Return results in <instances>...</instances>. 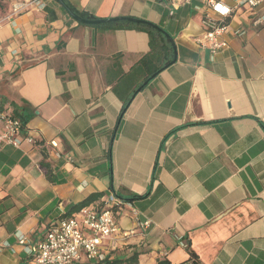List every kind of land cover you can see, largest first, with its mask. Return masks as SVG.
Instances as JSON below:
<instances>
[{
	"label": "crops",
	"instance_id": "crops-1",
	"mask_svg": "<svg viewBox=\"0 0 264 264\" xmlns=\"http://www.w3.org/2000/svg\"><path fill=\"white\" fill-rule=\"evenodd\" d=\"M22 1L0 0V111L36 143L0 145V264H27L54 224L115 191L122 228L151 226L107 241L109 259L180 264L192 250L197 264H264V23H252L264 2L233 11L211 58L195 41L214 15L205 0H68L163 28L177 48L163 65L145 24L81 23L57 0L11 15Z\"/></svg>",
	"mask_w": 264,
	"mask_h": 264
},
{
	"label": "built area",
	"instance_id": "built-area-1",
	"mask_svg": "<svg viewBox=\"0 0 264 264\" xmlns=\"http://www.w3.org/2000/svg\"><path fill=\"white\" fill-rule=\"evenodd\" d=\"M15 2L11 15L26 10L32 2ZM212 14H207L202 24L204 30L195 41L204 49H208L211 58L228 47L225 38L229 29L228 19L238 7L254 8L264 0H205ZM229 1L231 3H229ZM252 23L260 26L264 23V15L254 18ZM237 35L244 31L237 30ZM24 143L35 144V138L30 135L22 120L8 111H0V145L9 144L20 147ZM123 204L115 193H112L104 205H90L79 212L66 217L54 224L45 235L31 247V260L27 264H95L105 261L107 257L104 244L108 241L111 247H116L119 240H128L144 234L151 226L150 220L137 223L135 228H122L118 222V214ZM26 236H20L19 242L25 244Z\"/></svg>",
	"mask_w": 264,
	"mask_h": 264
},
{
	"label": "trees",
	"instance_id": "trees-1",
	"mask_svg": "<svg viewBox=\"0 0 264 264\" xmlns=\"http://www.w3.org/2000/svg\"><path fill=\"white\" fill-rule=\"evenodd\" d=\"M65 1L80 16H82L84 18H91V19L94 18L92 16H87V15H85L83 13H79L77 10H75V8H73V6H71V4H70V2L68 0H65ZM112 26L117 28V27L122 26V24H120V23H113ZM140 27L149 34L150 39H151V42L152 41L154 42V40L157 37H159L162 40V42H164V44H166V48L163 47V46L161 47V52L163 51L166 54L165 55V62H164L163 65L169 63L172 60V58H173V48H172V45L170 44L169 40L164 36L163 33H161L160 31H158L157 29H155V28H153V27H151L149 25H141ZM147 61H148L147 57H144L141 60V63H143V64L145 63L146 64ZM163 65H161L159 68H161ZM156 71H157V69L154 70L152 73H154ZM152 73H150V74H152ZM14 110L16 111L15 114L16 115H19V113L17 111V108H15ZM21 120H23V117L22 116H21ZM115 194L119 198H122V196L118 192L115 191ZM98 196H99L98 194H93V195L89 196L85 201H83L82 203L78 204L76 207L78 209H81L83 206L89 204L94 199L98 198ZM190 253H191L190 259H188L187 261L182 262L180 264H197L198 259L196 257V254L192 250H190ZM136 260H137V255L134 254V255H132L130 257H127V258H122V257H115L113 259L107 258L105 261L99 262V263H95V264H132ZM159 264H170V263L168 261L163 260V261H160Z\"/></svg>",
	"mask_w": 264,
	"mask_h": 264
},
{
	"label": "water",
	"instance_id": "water-1",
	"mask_svg": "<svg viewBox=\"0 0 264 264\" xmlns=\"http://www.w3.org/2000/svg\"><path fill=\"white\" fill-rule=\"evenodd\" d=\"M58 3L70 14V16L75 19L78 22L81 23H85V24H91V25H96V24H102V23H111V22H119V21H128V22H132V23H137V24H145V25H149L155 29H157L158 31L162 32L163 34H165V36L169 39V41L171 42L172 46H173V50H174V59L171 61V63L175 62L177 59V48L174 42V39L160 26L151 23L149 21L146 20H142V19H138V18H133V17H114V18H106V19H91V18H84L82 16H80L79 14H77L71 7L69 4H67V2L65 0H57ZM158 72H156L155 74H153L151 77H149L144 83L143 86L146 85L151 79H153ZM141 87L138 89L140 90Z\"/></svg>",
	"mask_w": 264,
	"mask_h": 264
}]
</instances>
